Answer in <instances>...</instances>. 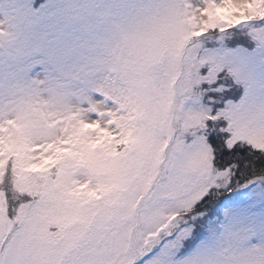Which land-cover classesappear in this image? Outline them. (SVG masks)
<instances>
[{"label":"snow or ice","instance_id":"obj_1","mask_svg":"<svg viewBox=\"0 0 264 264\" xmlns=\"http://www.w3.org/2000/svg\"><path fill=\"white\" fill-rule=\"evenodd\" d=\"M0 264H264V0H0Z\"/></svg>","mask_w":264,"mask_h":264}]
</instances>
